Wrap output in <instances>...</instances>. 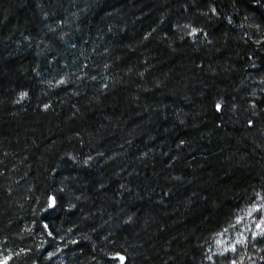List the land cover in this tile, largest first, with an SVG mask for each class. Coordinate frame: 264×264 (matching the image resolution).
I'll use <instances>...</instances> for the list:
<instances>
[{
	"label": "trees",
	"instance_id": "trees-1",
	"mask_svg": "<svg viewBox=\"0 0 264 264\" xmlns=\"http://www.w3.org/2000/svg\"><path fill=\"white\" fill-rule=\"evenodd\" d=\"M0 264H264V0H0Z\"/></svg>",
	"mask_w": 264,
	"mask_h": 264
}]
</instances>
